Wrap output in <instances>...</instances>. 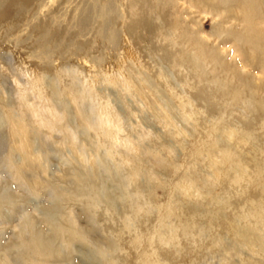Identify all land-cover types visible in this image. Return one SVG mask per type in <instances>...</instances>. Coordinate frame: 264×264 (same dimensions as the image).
<instances>
[{"label":"rangeland","instance_id":"obj_1","mask_svg":"<svg viewBox=\"0 0 264 264\" xmlns=\"http://www.w3.org/2000/svg\"><path fill=\"white\" fill-rule=\"evenodd\" d=\"M250 27L217 0H0V263L264 264Z\"/></svg>","mask_w":264,"mask_h":264},{"label":"bare ground","instance_id":"obj_2","mask_svg":"<svg viewBox=\"0 0 264 264\" xmlns=\"http://www.w3.org/2000/svg\"><path fill=\"white\" fill-rule=\"evenodd\" d=\"M217 2H221L224 7L227 10H230L231 12H237L241 14L246 20L249 22L251 18H254V16H259L262 19V22H264V1L263 0H217ZM101 13V14H100ZM100 15L106 17L104 8L101 9ZM83 21V20H82ZM84 24V22H82ZM246 40L249 42L254 43V52H251L249 57L253 58L255 55H258L257 58H259L262 62H264V27L257 29L254 27L249 28V34L245 36ZM22 147L25 145L23 143ZM28 244V250L29 246ZM35 247L36 251L38 252H47L50 251V247L41 243L37 242L33 246ZM30 252V251H29ZM32 255L35 254L31 251ZM42 254V253H39ZM1 264V263H0Z\"/></svg>","mask_w":264,"mask_h":264}]
</instances>
